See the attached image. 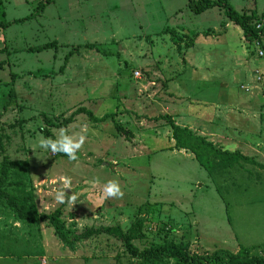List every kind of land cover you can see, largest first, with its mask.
<instances>
[{"label":"rangeland","instance_id":"obj_1","mask_svg":"<svg viewBox=\"0 0 264 264\" xmlns=\"http://www.w3.org/2000/svg\"><path fill=\"white\" fill-rule=\"evenodd\" d=\"M42 1L0 0V20L13 22L0 28V164L5 155L14 163L6 189L40 213L60 208L69 238L118 226L133 229L139 251L174 242L205 262L241 248L248 257L264 255L260 43L221 9L194 14L186 0H53L36 18L14 22ZM232 3L239 13L264 12V0ZM81 107L96 117L114 113L130 138L110 120L95 124L81 114L63 128L64 136L86 137L77 159L42 148L45 117L61 122ZM164 115L236 154L237 162L208 156L214 165L208 174L190 151L173 148ZM49 130L61 138L60 129ZM62 176L71 188L58 203ZM110 180L119 182L123 198L102 199ZM72 193L75 204L67 202ZM0 244L26 246L15 253L29 264H41V256L46 264H145L104 233L69 249L47 222L19 220L1 198Z\"/></svg>","mask_w":264,"mask_h":264},{"label":"trees","instance_id":"obj_2","mask_svg":"<svg viewBox=\"0 0 264 264\" xmlns=\"http://www.w3.org/2000/svg\"><path fill=\"white\" fill-rule=\"evenodd\" d=\"M53 0H44L38 4V6L28 16L17 19L14 22H23L36 18L42 13L47 4ZM186 7L194 14L204 13L212 8H219L223 11L224 16L233 24L238 26L243 35L248 38L252 36L258 43L261 44L260 39L264 36V27L260 30L255 28V22L264 19V12L259 16H256L254 12L247 14L246 12H237L233 9L228 0H186ZM1 15L4 12L0 13ZM13 22H7L3 19L0 20V28L9 27ZM165 34H169L173 43H176L175 34L170 29L165 30ZM54 45V42L49 44L40 45L36 48V52H42L50 49ZM84 114L88 119L95 123H103L108 120L112 121L117 133L122 134L126 140L130 138L131 132L127 129L122 128L121 125L114 121V113H108L101 117H96L87 108L81 107L72 112L68 117L63 118L61 122H53L49 118L45 117V127L40 128V132L45 138L52 137L49 128L62 129L67 125L73 123L78 115ZM166 120V124L171 129V138L174 141V148L179 150L190 151L199 166L203 168L208 174H210L214 168V165L210 162L208 156H214L219 162L226 163V165H232L237 162L236 154L231 153L227 150H221L211 142H208L203 137L195 135L186 127H180L174 123L172 118L168 115L161 117ZM64 154V153H57ZM244 159L242 156H240ZM14 163L5 155L2 157L0 164V198L5 201L6 207L12 210L17 218L21 221H28L31 223L47 222V225L52 228L54 235L58 240L67 248L73 249L74 244L80 240H87L92 236L107 234L119 239L126 251L132 258H136L145 261V264H160L164 259H172V264H264V255L256 257H248V249L241 248L236 254H231L227 259H222L215 253L211 254L208 261H202L198 256H190L185 247L174 242H165L150 248L139 251L133 244L132 240L134 237L133 229L123 231L120 227H91L86 228L82 233L72 236L69 238L68 233L65 230L64 222L62 221V212L60 208H57L50 214L40 213L34 205L26 206L20 201V199L14 194L10 193L6 188L11 183L9 182L10 170ZM15 186H23V183L16 182ZM138 221L136 222V224ZM135 224V226H136Z\"/></svg>","mask_w":264,"mask_h":264},{"label":"clouds","instance_id":"obj_3","mask_svg":"<svg viewBox=\"0 0 264 264\" xmlns=\"http://www.w3.org/2000/svg\"><path fill=\"white\" fill-rule=\"evenodd\" d=\"M65 129H60V137L58 139L51 138H41L39 143L42 148L50 149L53 154L55 153H64L69 159L75 160L77 159L76 153L85 143L86 137L84 135H80L78 139H74L71 137L64 136ZM55 182V181H54ZM60 182L63 184V189L59 190L56 195V200L58 203H65L66 192L64 189L71 188V179L66 176L60 177ZM123 191L121 190L120 184L117 180H110L105 185L103 190L102 199L108 198H123ZM78 196L75 193L67 196V202L70 204H75Z\"/></svg>","mask_w":264,"mask_h":264},{"label":"crops","instance_id":"obj_4","mask_svg":"<svg viewBox=\"0 0 264 264\" xmlns=\"http://www.w3.org/2000/svg\"><path fill=\"white\" fill-rule=\"evenodd\" d=\"M228 1L231 2V4L233 5V3H232L233 0H228ZM185 6H186V2H185ZM207 11H209V10H207ZM246 13L249 14V12H246ZM255 15L257 16L258 14L255 13ZM263 37L264 36L261 37L260 42H261V44L264 45V38ZM186 50H188V49H186ZM248 113H249V111H248ZM172 145L174 148V142ZM1 249L6 250V251H10L13 254H11V255L0 254V264H29L28 260H26L28 257L27 255H25L24 253H20V254L15 253V252H19L20 250H26V246H19V245H15V244H10V245H1L0 244V250ZM43 258L44 257H42V256L40 257V263H41V260H43Z\"/></svg>","mask_w":264,"mask_h":264},{"label":"built area","instance_id":"obj_5","mask_svg":"<svg viewBox=\"0 0 264 264\" xmlns=\"http://www.w3.org/2000/svg\"><path fill=\"white\" fill-rule=\"evenodd\" d=\"M264 27V19H261L259 22H256L255 23V28L257 29V30H260V29H262ZM258 45H259V43H257ZM258 56L259 57H262V56H264V54H263V52L262 51H258ZM133 77L137 80V79H139V77H140V75H139V72H134L133 73ZM41 264H46L45 263V260L43 259V260H41Z\"/></svg>","mask_w":264,"mask_h":264}]
</instances>
